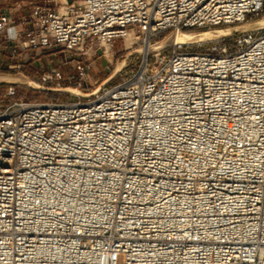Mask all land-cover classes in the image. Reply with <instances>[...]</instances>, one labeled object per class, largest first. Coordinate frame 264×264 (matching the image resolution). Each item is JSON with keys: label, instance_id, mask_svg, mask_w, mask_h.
I'll return each instance as SVG.
<instances>
[{"label": "built area", "instance_id": "1", "mask_svg": "<svg viewBox=\"0 0 264 264\" xmlns=\"http://www.w3.org/2000/svg\"><path fill=\"white\" fill-rule=\"evenodd\" d=\"M10 8L0 50L69 52L75 89L130 32L148 47L264 17V0H29L19 20ZM232 43L144 55L74 101L0 102V264H264V27ZM40 67L46 87L72 78Z\"/></svg>", "mask_w": 264, "mask_h": 264}, {"label": "rangeland", "instance_id": "2", "mask_svg": "<svg viewBox=\"0 0 264 264\" xmlns=\"http://www.w3.org/2000/svg\"><path fill=\"white\" fill-rule=\"evenodd\" d=\"M28 1L29 0H0V3L7 4V5L19 4L21 8H27ZM67 1L69 0H37V2L40 4H49L54 7H58ZM214 29H219V28H213V29H208V30H214ZM198 31H202V30H193V31L189 30L186 32L192 33V32H198ZM171 33L172 32H166L163 37L156 38L154 40L151 39L150 45L159 44L160 41L167 38ZM222 39L223 38H218V39H214V40H210L206 42H201V43L210 42L209 44L203 45L202 47H199V44L201 43H196L195 47L194 46L188 47L187 45H183L184 47L181 50H183L184 52L209 51L211 46L221 43L220 41ZM131 45L130 47H127L125 45L124 40H116L114 41L113 46L109 50L108 49L104 50L103 47L98 48V50L95 51L93 56L91 57V62L93 65L88 75V80L85 84L82 85L80 89H77V90L83 93H87V91L97 86L98 82L101 83L112 73L117 63L122 60V58L124 57L126 53L132 50H135L137 48H146L141 40L136 42L134 45L132 46ZM192 48H197V49H192ZM201 48H206V49H201ZM171 50H172V47L166 50H163V51L168 53ZM144 55L145 54L132 53L127 58L124 67L105 85L111 86L113 84L118 83L123 78L127 77L131 72H133L137 68V66L141 62L142 57ZM31 56H33V58H31ZM70 56L71 54L69 52L67 51L63 52L62 50H59V49H53L47 53H40V52H37V50H29L25 52V54H21L20 57L11 56L7 50H0V80H8V79L19 80L21 78H27V79L33 80L41 84L40 65H44L45 67L50 68V67H54L55 63H57L65 77H68V76L72 77L70 81L65 82L66 84L65 87L68 86V87L73 88V85L75 84L77 79L75 78V71L73 69V63L70 60ZM19 58H21L20 66L14 67L13 65H15L18 62ZM19 86L21 87H19L18 89H15V88L10 87V85L0 84V102L5 103V102L12 100L11 98L5 97V96H9L8 93L10 92V89H13V91L15 92L21 93V96L17 98L32 99L31 101L52 100V101L69 102V101H74L78 98L76 95L68 93V92H60V93L51 92L55 94V96H51L50 98L41 97L44 95L39 93L38 90L32 89L24 85H19ZM26 87L30 88L31 90L26 89ZM80 99L84 100L86 98H80Z\"/></svg>", "mask_w": 264, "mask_h": 264}, {"label": "water", "instance_id": "3", "mask_svg": "<svg viewBox=\"0 0 264 264\" xmlns=\"http://www.w3.org/2000/svg\"><path fill=\"white\" fill-rule=\"evenodd\" d=\"M262 27H264V17H260V18L255 19V20L247 21V22L240 23V24L233 25V26H228L225 28L192 32V34L195 33L197 35H201V34H204V33L210 32V31L221 32V33L216 34L215 36H212V37H208V38H202V39H198V40H191V41H184V42H177L175 40L176 35L178 33H181V34H191V33L172 32L167 38L160 41L159 44L149 45L146 48H137L135 50H132V51L126 53L124 55V57L122 58V60L117 63V65L114 68V70L112 71V73L105 80H103L99 84V86H97V88L94 90V92L97 91L101 86L105 85L109 80H111L124 67L127 58L132 53L151 55L153 53H157V52L166 50V49L173 47L175 45H192V44L206 42V41H210V40H214V39H218V38H225V37H229V36H234L237 34L244 33L246 31L260 29ZM145 49H146V51H145ZM144 51H145V53H144ZM0 84L10 85V86L24 85V86H28V87L35 89V90H38V91H48V92H54V93L68 92V93L74 94L76 96H81V97H87V96H91L93 94V92L83 93L77 89H74V88H71L68 86L63 87V88H49V87L43 86V85L39 84L38 82H35V81L27 79V78H21L19 80H12V79L0 80ZM74 91H77L78 93H80V95L74 93Z\"/></svg>", "mask_w": 264, "mask_h": 264}, {"label": "bare ground", "instance_id": "4", "mask_svg": "<svg viewBox=\"0 0 264 264\" xmlns=\"http://www.w3.org/2000/svg\"><path fill=\"white\" fill-rule=\"evenodd\" d=\"M221 32H213V31H210V32H207V33H204V34H201V35H197L195 33H191V34H181V33H178L176 35V41L177 42H184V41H191V40H198V39H202V38H208V37H212V36H215L216 34H220ZM136 40V37L130 32L124 39L125 41V45L127 47H130L131 43L133 44ZM146 51V49H145ZM144 51V53H145ZM74 93L80 95V93H78L77 91H74Z\"/></svg>", "mask_w": 264, "mask_h": 264}, {"label": "trees", "instance_id": "5", "mask_svg": "<svg viewBox=\"0 0 264 264\" xmlns=\"http://www.w3.org/2000/svg\"><path fill=\"white\" fill-rule=\"evenodd\" d=\"M233 38H234V36H229V37H226V38H223L220 42H223V43H230L231 45H233ZM210 43V42H209ZM208 42L207 43H201V44H199V47H202L203 45H207V44H209ZM188 47L189 46H191V47H195V44H192V45H187ZM192 49H197V48H192ZM201 49H206V48H201ZM201 49H199V50H201ZM199 52H201V53H206V52H208V51H199ZM10 87H12V88H15V89H18L19 87H21V86H19V85H15V86H10ZM26 89H28V90H31L30 88H28V87H26ZM39 93H41V94H43L44 96H41V97H48V98H50L51 96H55V94H53V93H51V92H47V91H39ZM4 95H6V94H4ZM13 95H15V96H13ZM13 95L12 96H5L6 98L8 97V98H11V99H21V98H17V97H19V96H21V93H18V92H15L14 91V93H13ZM24 100H32V99H24ZM45 101V100H44Z\"/></svg>", "mask_w": 264, "mask_h": 264}, {"label": "crops", "instance_id": "6", "mask_svg": "<svg viewBox=\"0 0 264 264\" xmlns=\"http://www.w3.org/2000/svg\"><path fill=\"white\" fill-rule=\"evenodd\" d=\"M10 13L14 19L19 20L22 16H28V8H21L19 11L10 8Z\"/></svg>", "mask_w": 264, "mask_h": 264}]
</instances>
